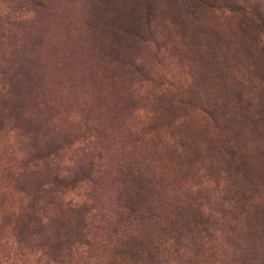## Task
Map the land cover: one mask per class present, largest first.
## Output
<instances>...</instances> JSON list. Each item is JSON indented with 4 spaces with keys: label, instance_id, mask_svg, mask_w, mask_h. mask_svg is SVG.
Masks as SVG:
<instances>
[{
    "label": "rangeland",
    "instance_id": "374dc122",
    "mask_svg": "<svg viewBox=\"0 0 264 264\" xmlns=\"http://www.w3.org/2000/svg\"><path fill=\"white\" fill-rule=\"evenodd\" d=\"M21 1L38 13L1 41L7 54L28 43V109L62 133L95 129L102 161L65 197L91 207V249L20 250L23 236L38 245L57 232L39 225H57L52 213L32 215L54 173L33 165L34 127L16 117L0 127V264H116L121 240L143 233L166 236L167 264H264V239L229 209L235 191L264 206V0ZM63 152L72 180L79 140ZM67 223L65 241L82 238Z\"/></svg>",
    "mask_w": 264,
    "mask_h": 264
},
{
    "label": "trees",
    "instance_id": "16d2710c",
    "mask_svg": "<svg viewBox=\"0 0 264 264\" xmlns=\"http://www.w3.org/2000/svg\"><path fill=\"white\" fill-rule=\"evenodd\" d=\"M2 2L8 8V11L5 14L0 12V44L3 45L0 48V127H4L15 117L23 125L27 124L34 127L33 133L29 130L32 133L30 134L31 151L35 152L33 165L37 167L40 174L52 170L54 173L52 185L49 188L42 189L41 195L34 200L32 205L34 214L32 215L42 220L43 217H46V213H52L51 221L56 222L57 225L49 227L48 224L44 225L42 221H39V225L44 226L47 230L49 228L57 230L55 233L57 237L48 235L42 243L30 245L32 242L28 240V237L23 236L19 240L20 250L24 248L27 250L39 249V246L43 245L50 248L53 244H57L60 252L59 257H64L67 251L72 253L78 244L85 245V240L87 241L85 246L90 250L92 242L88 239L89 235L86 231L91 225L89 222L91 207L87 203L83 205L73 203L72 200H66L65 197L68 189H75L78 183L83 181L91 183L93 172L100 167L102 154L101 151L92 146L90 136L95 129L87 128L84 133L79 134L62 133L51 129L49 121L52 120V117L49 118L45 115L47 118H43L40 114L33 113L28 109L27 104L30 105V103H27V100L32 102L37 98V96L35 97L36 90L34 87L36 78L32 77V72L26 64L29 60V56L25 54L28 43L21 44L20 49L16 46L17 49L15 48L7 54V50H4V42L1 40L7 39V34L12 29H21L26 22L24 17L29 13H38L37 8L40 5L21 0H2ZM8 37L10 38V34ZM44 104L47 106L46 102H36L35 106L39 109ZM76 140H79L83 155L78 160H69L72 167L66 170L74 172V179L68 180L66 176L60 174L63 169L61 164L64 162L62 155L63 151L66 148H71ZM257 150L260 152L263 150V146H257L255 151ZM225 184L224 186H226ZM226 191V194L230 196V189ZM245 201L243 193L239 194L238 191H235V198L229 200V209L245 215L248 225L255 227L256 236L261 235V239H264V206L263 209L259 207L248 208ZM63 212H66L69 216L67 222H70L73 226L75 224L79 232V238L82 236L79 240L65 241L64 234L67 233L70 225L60 218ZM198 215L200 216L198 221L199 230L209 232L215 222L211 221V216L206 217V213L201 209H198ZM121 242L122 249L118 256L119 262L116 264H167L169 261V241L166 236L152 238V235L148 236V234L143 233L139 237L125 238ZM41 260L42 258H39L36 262L39 263ZM61 262L62 260L56 261L60 264Z\"/></svg>",
    "mask_w": 264,
    "mask_h": 264
}]
</instances>
